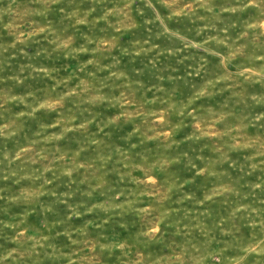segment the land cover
I'll list each match as a JSON object with an SVG mask.
<instances>
[{
	"label": "rangeland",
	"instance_id": "obj_1",
	"mask_svg": "<svg viewBox=\"0 0 264 264\" xmlns=\"http://www.w3.org/2000/svg\"><path fill=\"white\" fill-rule=\"evenodd\" d=\"M0 264H264V0H0Z\"/></svg>",
	"mask_w": 264,
	"mask_h": 264
},
{
	"label": "clouds",
	"instance_id": "obj_2",
	"mask_svg": "<svg viewBox=\"0 0 264 264\" xmlns=\"http://www.w3.org/2000/svg\"><path fill=\"white\" fill-rule=\"evenodd\" d=\"M250 3L255 2V0H249Z\"/></svg>",
	"mask_w": 264,
	"mask_h": 264
}]
</instances>
